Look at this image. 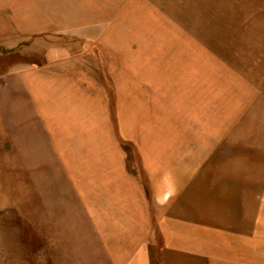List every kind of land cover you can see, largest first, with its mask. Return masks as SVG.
<instances>
[{"label": "rangeland", "instance_id": "obj_1", "mask_svg": "<svg viewBox=\"0 0 264 264\" xmlns=\"http://www.w3.org/2000/svg\"><path fill=\"white\" fill-rule=\"evenodd\" d=\"M75 58L91 68L89 135L60 154L76 191L100 193L91 207L118 206V189L151 202L179 173L202 172L192 189H233L236 162L209 142L238 140L210 132L243 126L252 149L264 141V0H0V90L8 72ZM3 159L1 149L0 264H50L20 197L3 194ZM246 172L264 176V165Z\"/></svg>", "mask_w": 264, "mask_h": 264}, {"label": "crops", "instance_id": "obj_2", "mask_svg": "<svg viewBox=\"0 0 264 264\" xmlns=\"http://www.w3.org/2000/svg\"><path fill=\"white\" fill-rule=\"evenodd\" d=\"M35 69L2 79L3 194L20 197V221L41 230L50 264H264V176L246 172L264 165V141L252 149L245 141L249 127L210 132L238 140L209 142L220 151L214 156L236 162L233 189H225L228 179L192 189L202 172L187 180L179 173L172 175L173 193L155 194L151 202L138 190L118 189V206L91 207L100 193L76 191L60 154L89 135L82 109L84 95L90 101V64L75 58L54 71ZM229 149L238 152L223 153Z\"/></svg>", "mask_w": 264, "mask_h": 264}]
</instances>
